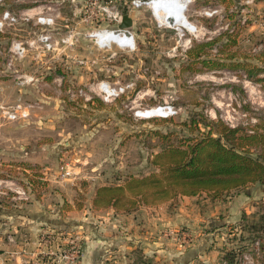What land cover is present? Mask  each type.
I'll return each instance as SVG.
<instances>
[{
    "label": "rangeland",
    "instance_id": "rangeland-1",
    "mask_svg": "<svg viewBox=\"0 0 264 264\" xmlns=\"http://www.w3.org/2000/svg\"><path fill=\"white\" fill-rule=\"evenodd\" d=\"M185 9L198 32L179 37L173 28L157 25L149 5L134 6L132 0H0V20L5 11L15 17L4 20L0 47L7 50L12 40L25 47L10 68L1 67L0 80H8L15 92L3 102H19L30 112L16 121L0 117V132L24 135L22 160L0 161V190L6 192H0V205L19 210L36 201L41 210L36 225L23 220L28 228L22 245L36 248L40 234L49 235L56 254L76 245L77 264L86 238H97L95 216L83 219L84 213H129L163 203L95 207L98 187L158 173L156 154L170 146L185 148L208 127L219 130L215 121L225 122L231 107L239 122L256 117L257 126L264 124V0H190ZM116 11L132 18L134 49L108 41L109 47H101L93 35L116 27ZM42 15L53 16V22L39 23ZM46 33L53 48L38 39ZM248 69L255 73L246 85L242 74ZM100 82L131 86L106 100L94 87ZM250 85L258 92H250ZM160 104L172 106L174 113L146 118L149 107ZM251 152L257 157L256 147ZM15 186L27 190L29 198L11 200ZM179 196L164 202L176 207ZM192 196L194 215L201 218L195 224L163 227L153 235L166 243L147 251L126 243L130 249L117 254L111 248L115 243L106 240L110 253L104 264L122 259L123 264H264V181L216 198L205 190ZM106 220L101 226L107 233L112 227ZM168 229L186 230L190 240L165 236ZM53 264L69 263L62 258Z\"/></svg>",
    "mask_w": 264,
    "mask_h": 264
},
{
    "label": "trees",
    "instance_id": "trees-1",
    "mask_svg": "<svg viewBox=\"0 0 264 264\" xmlns=\"http://www.w3.org/2000/svg\"><path fill=\"white\" fill-rule=\"evenodd\" d=\"M246 71L248 77H253L252 69ZM261 79L264 80V76ZM215 123L220 125L219 130L208 127L199 140L185 148L170 146L156 154L154 163L160 170L158 173L132 177L119 185L98 187L92 198L93 206L119 208L139 201L156 204L178 195H196L203 190L216 198L229 189L263 182L264 124L248 132L242 126L228 127L221 120ZM252 147L258 149L257 157H251Z\"/></svg>",
    "mask_w": 264,
    "mask_h": 264
},
{
    "label": "crops",
    "instance_id": "crops-1",
    "mask_svg": "<svg viewBox=\"0 0 264 264\" xmlns=\"http://www.w3.org/2000/svg\"><path fill=\"white\" fill-rule=\"evenodd\" d=\"M7 87L11 88V92L9 90L7 91ZM13 88L8 83V80H0V103H5L3 100H8L15 95ZM23 136V133L18 132V130L8 131L3 129L0 132L1 162H9V159L22 160L24 155L21 151V148L23 149ZM193 198L194 196H179L176 207L172 208H170L168 202H163L153 206H140L138 209L129 213L116 212L113 209L105 212L99 210L84 213L83 219L88 218L86 214L92 217L95 216L97 220L95 226L97 238L94 240L90 236L88 240L86 238L81 250L80 260L77 264H104V258L110 253V249L106 245V240H112L115 243L111 248L117 254L121 250L130 249L128 246H125L126 243H138L143 247L144 251L150 250L151 248H160L162 241L164 243L166 241L159 234L160 240H156L157 236L153 235L160 229H163L165 226L178 225L182 227L184 224L193 225L197 219H201L199 216L195 217L194 215L196 208L191 200ZM40 214V202L36 201L26 204L25 208H20L19 210L15 207L8 208L0 205V264L32 263V252L35 249V244L22 245L21 243L23 236H25L22 232L27 231L25 228H28L23 220L26 222L30 221L31 224L34 223L36 225ZM50 216L53 218L54 214L47 215L48 218ZM100 219H109L112 228L107 233L104 231L106 230L104 225L101 226L102 220ZM19 222H22L24 226L16 228L14 224H18ZM15 231H18V233ZM101 231H104L105 234H102ZM106 234L107 237L104 236ZM9 236L13 237V241L8 239ZM24 246L25 248H23ZM121 261L126 262L123 259ZM121 261H116V264L121 263Z\"/></svg>",
    "mask_w": 264,
    "mask_h": 264
},
{
    "label": "built area",
    "instance_id": "built-area-1",
    "mask_svg": "<svg viewBox=\"0 0 264 264\" xmlns=\"http://www.w3.org/2000/svg\"><path fill=\"white\" fill-rule=\"evenodd\" d=\"M145 2H146V0H143V1L132 0V4L134 6H139L142 3L145 4ZM189 2H190V0H187L186 4H184L183 8L180 9L181 13L183 11L185 13L186 5ZM151 9H152V12L154 14L155 21H156L157 25L159 27H163V28H173L174 30L177 31V33L179 34V37L184 36L186 32L191 33L192 35L195 34V32L196 33L198 32L196 25L193 24L191 21H189V22H191V24H192L191 25L192 30L187 29V27H185L183 24H181V22L175 21L174 10H167L166 17L164 18V20H162L158 17V14L155 13V10L153 8H151ZM113 18L116 19L117 25L115 28L111 29V31H114L119 36L120 40L118 42L110 41V40H103V41L97 40L98 44L101 47H105L106 45H108V47H109L110 44H106V41H108V42L116 43L117 46H119L122 49H127V50L134 49L136 47V38H135L134 32L131 30V27L121 28L118 26L120 21L122 20V14H120L118 11H116L114 13ZM4 20L10 22V21L15 20V17L9 11H5L2 15V20H0V30L3 26ZM37 21L41 24H44V25L45 24H51L53 22V16L42 15V16H39L37 18ZM101 30H107V29H100L96 32H99ZM96 32H94L93 35ZM38 39L43 43V46L46 47V49L53 48V42L50 40V35L48 33L41 34L40 36H38ZM24 52H25V47H24L23 43L19 40H12L10 42V46L7 48V50L0 47V72H1V67L2 68H10V66L13 64V61L17 58L22 57L24 55ZM242 75L245 78H247L246 85H249L250 81H249V78L247 77V75L245 73ZM101 84H107V86L110 89H112V92L108 93L105 90H103L100 87ZM130 86L131 85H129V84L121 85V86H111L107 82H100V83H96L94 87L98 88V90L104 94V96H103L104 99L111 100L114 98L111 96H115V97L119 96L121 93H123L125 91V89L127 87H130ZM249 87H250V92H252V91H253L252 93L258 92V90L256 89V86L250 85ZM79 95L85 96V93L80 89ZM85 99H88V98L85 96ZM154 107L162 110L163 112L168 111V114L164 115V116L151 114V115L147 116L146 118L153 117V116L167 117V116L174 113V112H172L173 107L170 105L160 104V105H157ZM152 108L153 107H149V109H152ZM145 109H147V108H145ZM227 111H229L230 116H226L224 123L228 127L234 128L237 126H242V127L246 128V130L248 132H252L254 127L258 123L256 117L250 118V123H247L244 121L239 122L234 117V113L236 112L234 107H231ZM135 112H134V114L136 115ZM29 115H30L29 108L27 106H24L23 104H21L19 102L11 104V105H8L6 103H0V117H2L3 119H5L7 121H16V120H20V119H25V118L29 117ZM242 115L244 116L245 114L243 113ZM11 191L14 193L13 195L10 196V199L13 201H25L29 198L28 191L22 187L15 186V187L11 188ZM0 192L6 193V192H4V190H0ZM165 231H166V232H164L165 236L173 235V237H175L177 239H179V237H180L182 241H186L187 239L190 240L189 239V237H190L189 233L186 230H183V229H181V230H178V229L177 230H169L168 229ZM41 233H44V232H41ZM8 239L13 241L12 236H9ZM35 242H36V248L32 252V255H33L32 260L33 261L31 264H53L55 262L60 261L62 258H65L69 264H74L77 261L78 250L76 248V245L73 246V244H71L68 252H65L64 254H56L52 249H50V246H49V243L52 242L51 236L45 235V234H40L39 238H37V241H35ZM70 243H72V241H70ZM47 258H48V260L45 261V259H47Z\"/></svg>",
    "mask_w": 264,
    "mask_h": 264
},
{
    "label": "bare ground",
    "instance_id": "bare-ground-1",
    "mask_svg": "<svg viewBox=\"0 0 264 264\" xmlns=\"http://www.w3.org/2000/svg\"><path fill=\"white\" fill-rule=\"evenodd\" d=\"M186 2L187 0H146L145 4L153 8L155 13H157L158 17L162 20L166 17L167 10H174L175 21L181 22V24L187 27V29L192 30L191 22L186 18L184 11L182 10V13L180 11ZM95 36L99 41L107 39L118 42L120 40L119 36L111 30H101L96 32ZM100 87L108 93L112 92V89H110L107 84H101ZM147 113L164 116L168 114V111L163 112L162 110L153 107L152 109H148Z\"/></svg>",
    "mask_w": 264,
    "mask_h": 264
},
{
    "label": "water",
    "instance_id": "water-1",
    "mask_svg": "<svg viewBox=\"0 0 264 264\" xmlns=\"http://www.w3.org/2000/svg\"><path fill=\"white\" fill-rule=\"evenodd\" d=\"M131 25H132V18L127 14H124L118 26L123 28V27H131Z\"/></svg>",
    "mask_w": 264,
    "mask_h": 264
}]
</instances>
